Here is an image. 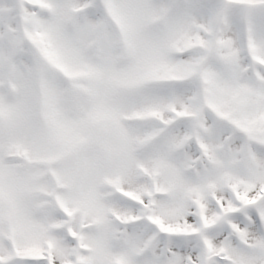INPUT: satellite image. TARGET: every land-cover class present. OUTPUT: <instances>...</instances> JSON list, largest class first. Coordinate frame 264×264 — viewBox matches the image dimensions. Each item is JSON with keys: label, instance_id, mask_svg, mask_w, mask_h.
Masks as SVG:
<instances>
[{"label": "rangeland", "instance_id": "rangeland-1", "mask_svg": "<svg viewBox=\"0 0 264 264\" xmlns=\"http://www.w3.org/2000/svg\"><path fill=\"white\" fill-rule=\"evenodd\" d=\"M93 1L0 0V35L5 34L7 28L16 27L4 13L11 10L20 12L19 7L24 3L50 8H41L40 13L50 12L52 22L47 21L41 30V24L29 20L27 24L33 23V26L25 29L21 27L22 32L37 44H34L36 48L46 47L47 50L43 52L53 55L52 64L76 80L75 85L64 86L68 85V81L59 77V82L62 80L64 84L48 80L44 88H40L43 116L40 107L34 109L35 103H31L28 92L30 80L36 78L30 77L32 68L29 63L30 60L36 61V57L27 55L29 51L23 44L19 48L18 60L27 59L29 63L15 65L16 75L12 83L17 89V102L10 104L13 101L5 98L6 88L0 87L4 90L0 92V117L5 127L0 132V157L5 153L9 158L18 156V162L14 164L16 169H29L28 165L36 160L45 162L43 166H32L29 175L22 181H18L19 176L16 174H10L11 168L0 165V200L5 199L0 215L2 220L9 222L8 228L0 230V238L1 235L10 236L9 241H0V264H42L32 262V259L41 260L43 264L47 261L48 264H175L174 257L166 260L162 241H157L158 236L162 238L152 231L153 228L142 227L136 233L130 232L125 245L118 250L117 230L124 233L128 230L120 229L113 220L115 223L126 222V219L138 215L142 210L136 207H147L144 201L147 197H151L150 202L155 208H149L144 214L148 220L158 223L163 231L175 235L182 232L191 234L201 227L204 229L205 218L214 229L213 235H207L204 239L209 248L206 254L224 247L233 259V264H264V240L258 241L253 234V219L247 216L242 226L233 224L237 235L249 242L256 241L252 243L256 247L255 251H240L227 239L221 227L224 215L216 212L213 207L215 204L210 201V196L214 197L222 204L224 211H229L235 205L229 193L250 202L257 197L258 188L264 192V0H212L211 8L206 6V2L199 4L201 0H115L116 9L110 19L114 23L107 20L108 15H104V12H96L95 19L82 16L86 23L76 24V31L66 33L63 21L60 28L58 21L61 15L65 13L66 19L68 10L78 8L81 11L91 7ZM104 1L105 4L108 2ZM151 9L155 13L147 11ZM102 17H106V20L101 45L106 48L109 47L103 41L110 42L112 46L123 33L125 39L128 37L135 44L138 43L135 35H141L140 47L133 52L136 53L135 61L138 64L131 65L129 71L126 67L122 72L108 69L106 65L107 70L104 72L96 63L83 58L89 68H82L87 69L89 74L98 75L92 79L101 82H95L92 91L84 90L85 95H88L87 100V96L86 99L81 96V66L73 62L81 59L84 43L94 39L96 34L92 33V29L98 26ZM22 21L25 27L23 17ZM151 23L153 25L149 30L154 37L146 33ZM133 31L137 33L133 35ZM5 38L12 42L18 37L13 35ZM4 39L0 40L1 44ZM210 42H216L217 45L214 49L217 62L212 64V56L203 47V44L209 46ZM28 48L31 52V47ZM239 52L248 54L247 59L251 60L245 59L240 63ZM172 53L188 56L177 60L171 58ZM250 61H253L251 70L243 74L242 82L237 76L250 66ZM198 66H201L202 71H198ZM195 71L200 74L190 76V81L176 83L179 80L177 78L186 77ZM3 72L4 66L0 64V82ZM201 75L205 87L196 88ZM250 75L252 80L255 77L261 79L263 86L261 82L257 86ZM158 76L164 80L171 79L166 81L170 83H166L159 92L143 89L142 82ZM207 82L209 85L206 86ZM175 83L180 84L181 88L176 87ZM251 83L256 88H252ZM133 86H138V93H133ZM119 87L131 89L133 94L116 93ZM199 92L202 95L208 93L203 96V101H208L221 118L239 122L240 129L252 128L254 136L260 138L263 135V140L255 139L256 145L251 144L250 147L233 140L232 129L203 109ZM232 106L236 107L235 118L232 116ZM87 107V112L82 111ZM153 114L163 119L165 124H170V128L165 139L158 142L159 149L155 146L153 154L150 150L146 153L149 155L147 158L138 159L132 155V148L138 139L125 131L127 127L122 124L131 123V117L134 116L139 118ZM121 116L125 117L119 121ZM91 117L98 118L97 122L101 126L114 122L116 132H122L116 133L115 137H105V150L110 147L119 152L116 158L120 160L113 159L109 170L99 173L94 169V163H90L96 153L90 152L92 149L81 150V142L91 139L85 137L86 120ZM42 124L45 129L39 131ZM130 126L136 133L139 131L134 125ZM154 130L158 131V128L149 130V135ZM229 139L233 144L227 142ZM199 153L201 156H198ZM70 154L73 155L58 166L49 164ZM128 156L130 160L126 165L131 166L137 160L145 165L146 172L150 174L148 181H144L145 178L138 180L132 169L126 171L122 168L123 160ZM111 157L112 154L106 151V159ZM198 160L207 163L197 164L196 179H192L184 174V169ZM111 170L117 171L111 173ZM118 170H123L128 177ZM157 171H164L160 185L156 183L161 191H169L165 193V196L170 193L169 198L150 196L153 186L150 188L149 183L154 179L157 181ZM105 172L109 174H103ZM105 186L112 189L104 190ZM59 214L64 215V222L69 221L71 235L76 237L75 246L56 240L61 235L56 232L66 228L57 220ZM261 219L264 222V209ZM166 238L168 244L169 236ZM169 241L175 243L179 239ZM8 243L12 246L9 247ZM184 247V250L171 247L175 250L177 264L190 262V256L194 257L193 262H200L203 247L198 250L193 244ZM146 250L148 253L141 252ZM26 257L31 258L30 261L22 260Z\"/></svg>", "mask_w": 264, "mask_h": 264}]
</instances>
